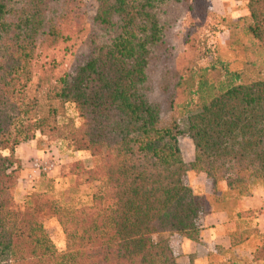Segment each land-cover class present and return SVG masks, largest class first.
<instances>
[{
	"label": "trees",
	"instance_id": "obj_1",
	"mask_svg": "<svg viewBox=\"0 0 264 264\" xmlns=\"http://www.w3.org/2000/svg\"><path fill=\"white\" fill-rule=\"evenodd\" d=\"M244 1L249 21H230L225 43L238 44L242 30L264 50V0ZM208 15L203 0H98L93 17L83 0H0V264H177L154 234L198 240L206 206L259 212L241 201L264 184V57L217 53L199 65L192 22ZM183 18L178 54L170 33ZM37 131L89 153L90 164L62 173L74 186L98 185L88 202L65 201L46 180L17 203L13 150ZM188 171L204 172L213 190L183 182ZM51 217L63 248L45 229ZM254 257L264 258V238Z\"/></svg>",
	"mask_w": 264,
	"mask_h": 264
},
{
	"label": "rangeland",
	"instance_id": "obj_2",
	"mask_svg": "<svg viewBox=\"0 0 264 264\" xmlns=\"http://www.w3.org/2000/svg\"><path fill=\"white\" fill-rule=\"evenodd\" d=\"M84 8L88 16L93 17L96 11L98 0H83ZM203 9L208 17L198 18L196 23L192 22L199 35V43L205 50V55L198 61L199 65H208L211 57L217 53L221 59H256L260 63L264 57V50L256 40L250 38L244 31L238 30V44L227 45L228 23L230 21H249L248 9L244 0H203ZM222 17V18H221ZM92 23V21L90 22ZM189 29L186 19L183 18L178 25L171 29L170 39L173 41L176 53L180 54L184 48L183 36ZM237 64V60H236ZM256 67V66H255ZM256 68L250 71L254 73ZM71 111V109H69ZM178 144L184 161H190L194 156V146L192 139L187 134L178 136ZM6 153V151H5ZM13 155L17 159L18 177L13 189L14 197L22 207L25 196L36 188L44 187L45 181L50 180L54 191H61L65 201L76 203L77 200L88 202L91 195L98 191V185L80 184L74 186L62 173L67 164L75 160H82L90 164V155L86 150H77L67 145L61 139H49L38 131L29 140L21 141L13 150ZM54 161L55 168L49 173H38L33 169V161ZM183 182L193 189L210 193L213 190L210 178L204 172L193 173L188 171L183 176ZM264 187V184L257 185L255 189ZM202 211L197 217V224L202 228L200 217L207 213ZM45 229L52 241L58 248H63L65 243L64 234L55 218H48L44 221ZM154 239H166L169 242L176 259L181 255L182 235L178 233L160 232L153 235ZM179 254V255H178ZM212 264H221V250ZM209 259L206 254V260ZM192 260H181L178 264H192ZM204 264V263H203Z\"/></svg>",
	"mask_w": 264,
	"mask_h": 264
},
{
	"label": "crops",
	"instance_id": "obj_3",
	"mask_svg": "<svg viewBox=\"0 0 264 264\" xmlns=\"http://www.w3.org/2000/svg\"><path fill=\"white\" fill-rule=\"evenodd\" d=\"M263 201L264 187H261L244 196L241 202L244 208L259 210ZM200 221L202 228L198 240L182 237L177 264L188 259L193 261L192 264H207L206 254L216 252L219 247L221 260L227 261L233 254L238 264H264V258L257 260L254 257L255 249L264 238V215L258 212L243 218L226 210H211L203 214Z\"/></svg>",
	"mask_w": 264,
	"mask_h": 264
},
{
	"label": "built area",
	"instance_id": "obj_4",
	"mask_svg": "<svg viewBox=\"0 0 264 264\" xmlns=\"http://www.w3.org/2000/svg\"><path fill=\"white\" fill-rule=\"evenodd\" d=\"M33 169L37 171L38 173H49L55 168V162L54 161H40L38 159H35L32 163ZM259 213L264 215V201L261 203L259 208Z\"/></svg>",
	"mask_w": 264,
	"mask_h": 264
}]
</instances>
